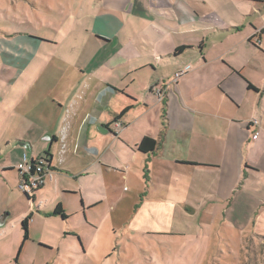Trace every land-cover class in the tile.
Segmentation results:
<instances>
[{
    "label": "crops",
    "instance_id": "obj_1",
    "mask_svg": "<svg viewBox=\"0 0 264 264\" xmlns=\"http://www.w3.org/2000/svg\"><path fill=\"white\" fill-rule=\"evenodd\" d=\"M77 7L68 48L33 33L0 41V112L14 108L25 118L20 130L36 136L19 141L30 149L21 160L0 153V169L34 160L39 141L38 158L49 151L46 167L57 175L55 200L44 209L37 201L30 219L57 204L76 213L62 190L78 195L87 220L88 211L108 206L113 231L127 234L125 250L140 238L177 239L187 259L198 252L204 259L208 241L226 227L241 240L264 241V0H85ZM34 60L43 66L37 82L49 88L8 98L11 81L28 76ZM145 136L157 140L147 153L137 150Z\"/></svg>",
    "mask_w": 264,
    "mask_h": 264
},
{
    "label": "rangeland",
    "instance_id": "obj_2",
    "mask_svg": "<svg viewBox=\"0 0 264 264\" xmlns=\"http://www.w3.org/2000/svg\"><path fill=\"white\" fill-rule=\"evenodd\" d=\"M81 1L85 0H0V41L6 34L13 36L15 32H22L32 37L29 33H33L50 35L63 48H68L74 39L67 31L72 33L76 27V14L79 12L77 2ZM79 22L83 26L87 21ZM48 28H53L55 33ZM87 51L85 44L84 52ZM38 55L41 57L42 54ZM43 58L48 60L45 54ZM49 64L50 62L47 66ZM42 68L40 60H34L28 76L24 73L21 78L11 81L14 85L8 98H16L23 90L38 92L42 91V88L37 90L38 87L49 88V83H39L38 77H35L36 72ZM53 69L52 65L47 68L48 71ZM21 119L25 118L12 107L6 112H0L2 156L21 160L23 153L30 155V149L25 145L27 142L19 141L32 142L36 136L33 133L24 134L20 130ZM55 134L57 135V130ZM49 139L50 135L47 148L50 147ZM40 140L44 141L42 137ZM39 145L38 141L34 160L38 159L42 150ZM16 164L11 172L0 169V264H264V241L260 238L252 239L251 235H242L241 240L236 229L228 227L223 231L219 228L222 236L219 234L208 241L207 253H201L202 256L206 254L204 259L199 256V252L195 253L197 256L193 254L187 259L182 250H179L177 239L174 243H158L140 238L126 242L125 250L123 241L127 240L126 232L120 229L113 231L106 211L108 206H98L88 211L86 214L90 219L87 220L84 212H78L81 202L78 195H67L62 190L59 191L60 198L68 205V209H75L77 212L70 213L66 219L53 216L51 212L46 217L31 215L27 237L24 239L21 219L30 213H37V201L42 202L40 208L44 209L55 200L57 175L49 173L50 170L46 167L48 173L43 176L44 184L41 187L46 186L33 201L31 196L27 197L18 187L20 174L17 175ZM149 243H152L150 249ZM212 254L215 256L211 258Z\"/></svg>",
    "mask_w": 264,
    "mask_h": 264
},
{
    "label": "built area",
    "instance_id": "obj_3",
    "mask_svg": "<svg viewBox=\"0 0 264 264\" xmlns=\"http://www.w3.org/2000/svg\"><path fill=\"white\" fill-rule=\"evenodd\" d=\"M185 72V68L177 70L172 77V82L175 83L176 80ZM156 93L158 96H162L159 89L156 90ZM252 121L255 124L258 122L257 118H253ZM113 124L116 127L120 126V122L118 120L114 121ZM41 157L33 160V162L30 160L17 165L21 175L18 187L23 194H26L28 197H32L34 192L44 184L43 176L48 173V170L46 169L47 164L42 160L44 156L42 158Z\"/></svg>",
    "mask_w": 264,
    "mask_h": 264
},
{
    "label": "trees",
    "instance_id": "obj_4",
    "mask_svg": "<svg viewBox=\"0 0 264 264\" xmlns=\"http://www.w3.org/2000/svg\"><path fill=\"white\" fill-rule=\"evenodd\" d=\"M180 50V48L178 49ZM177 50V51H178ZM164 100V99H163ZM129 109V106L125 107L123 110H121V112L114 118L113 122L118 120V118H120L127 110ZM157 144V140L151 138V137H143L141 139V141L139 142V144L137 145V150L140 151V152H144V153H147V152H151L154 150L155 146ZM44 156V158H42ZM49 156H50V153L49 151L45 152L43 155H42V160L47 164L49 165L50 163V160H49ZM33 162V160H32ZM26 195V194H25ZM27 196V195H26ZM28 197V196H27ZM53 215H59L60 217H62L63 219L67 217V215L64 214L60 204H57L56 207L54 208L53 212H52ZM29 219H30V215H27L25 216L22 220H21V227L23 228L24 230V239L27 237V228H28V222H29Z\"/></svg>",
    "mask_w": 264,
    "mask_h": 264
},
{
    "label": "water",
    "instance_id": "obj_5",
    "mask_svg": "<svg viewBox=\"0 0 264 264\" xmlns=\"http://www.w3.org/2000/svg\"><path fill=\"white\" fill-rule=\"evenodd\" d=\"M99 130L102 132H106L107 130L103 129V128H99Z\"/></svg>",
    "mask_w": 264,
    "mask_h": 264
}]
</instances>
